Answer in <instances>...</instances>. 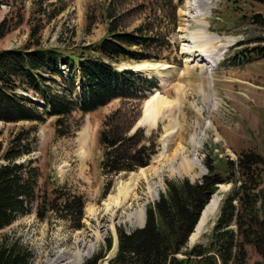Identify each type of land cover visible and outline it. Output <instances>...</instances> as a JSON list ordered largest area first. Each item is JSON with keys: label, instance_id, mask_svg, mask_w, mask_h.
<instances>
[{"label": "rangeland", "instance_id": "1", "mask_svg": "<svg viewBox=\"0 0 264 264\" xmlns=\"http://www.w3.org/2000/svg\"><path fill=\"white\" fill-rule=\"evenodd\" d=\"M173 2L175 24L162 20L164 14L169 16L173 12ZM44 8L47 14L39 10L38 0L2 5L0 23L6 19L11 30L0 40V51L24 47L35 27L39 33L33 41L40 38L43 48L62 50L67 55L99 43L110 35V29L133 32L144 28V35H158L168 40L170 48L160 54L159 61H126L116 67L130 72L134 69L129 66L136 64H169L172 68L170 79L157 80V88L148 92L142 102L139 126L145 128L148 136L153 133L158 136L159 145L144 172L139 169L110 177L102 173L99 133L106 117L120 106L119 100L94 113H75L70 119L75 132L68 137L57 134L56 118L43 124L0 122V159L16 136L37 128L31 136L35 137L31 143L34 152L21 161L32 160V166L39 169L38 200L31 214L19 216L11 226L0 230V237L17 241L32 252V264H84L106 250L111 239L112 249L100 263L108 264L117 253L118 243L109 228L111 215L105 212V203L111 204V199L121 201L119 207H114L119 212L116 233L118 229L132 231L143 225H131L128 216L139 207L146 212L148 206L157 202L160 193L166 190L167 180L188 179L193 183L201 180L208 171L204 163L208 155L236 160L246 149L264 154V59H257L254 53L255 48L264 47V43L255 42L264 37V27L250 25L253 16L260 14L264 18V0H49ZM188 36L209 43L211 40L213 45ZM247 51L254 53L253 57L244 58L252 60L251 63L237 58L240 54L235 56ZM205 57L209 60L204 62ZM61 70L63 76L70 74L68 67ZM156 93L172 102V107L152 124L143 119V108ZM38 107L42 109L40 103ZM173 139L193 161L190 176L175 173L169 165L167 157L175 148ZM127 187L131 191L125 200L120 193ZM56 189L70 201L82 197L81 219L62 208L64 199L58 210L46 207L54 201ZM230 189L229 185H220L206 210L217 195L222 204ZM213 214L211 210L200 232L191 234L185 251L208 242L220 208L216 218H212ZM96 233L101 235L99 242L92 239ZM88 245H96L94 253L83 263H76L75 256L86 252ZM247 250L249 264L262 261L254 248L248 246Z\"/></svg>", "mask_w": 264, "mask_h": 264}, {"label": "trees", "instance_id": "2", "mask_svg": "<svg viewBox=\"0 0 264 264\" xmlns=\"http://www.w3.org/2000/svg\"><path fill=\"white\" fill-rule=\"evenodd\" d=\"M25 1L0 0V7ZM48 1L38 0L43 14L48 13L44 8ZM175 7L173 2V12L164 14L162 20L175 24ZM253 17L250 25L264 27L260 14ZM143 29H110V35L99 43L67 55L62 50L43 48L40 38L33 41L39 33L35 27L24 47L0 51V122L43 124L56 118L57 134L68 137L75 132L70 121L75 113H94L119 100L120 106L106 117L99 133L102 173L110 177L143 170L158 152V136H148L145 128L137 125L142 102L157 88L158 81L120 70L116 64L159 61L160 54L171 45L158 35H144ZM10 30L5 19L0 23V40ZM255 42L264 43V37ZM250 43L254 42L245 44ZM255 49L257 59H264V47ZM247 53L235 56L240 54L237 58L244 60L254 55L253 51ZM61 67H68L70 74L63 76ZM37 101L43 103L42 109ZM36 132V127L21 132L0 159V230L11 226L19 216L31 214L38 200L39 169L32 166V160L21 161L34 152L31 143L35 137L31 136ZM204 163L207 174L197 182L166 181V190L146 210L144 228L117 230L118 250L108 264H249L248 246L261 257L258 264H264V154L246 149L236 160L208 155ZM220 185H230L231 189L222 201L211 237L206 244L185 251L202 211ZM54 195V201L46 207L58 210L64 199L62 208L82 218V197L70 201L57 189ZM107 243L106 250L84 264H100L112 249V240ZM32 262L28 248L0 237V264Z\"/></svg>", "mask_w": 264, "mask_h": 264}, {"label": "bare ground", "instance_id": "3", "mask_svg": "<svg viewBox=\"0 0 264 264\" xmlns=\"http://www.w3.org/2000/svg\"><path fill=\"white\" fill-rule=\"evenodd\" d=\"M210 4V3H209ZM186 38V36H183ZM189 38H197L201 43L203 42H208L207 40L201 41L199 37L195 36H188ZM206 39V38H205ZM188 43H191L190 41H187ZM211 43L208 42V46L213 45L212 41L210 40ZM219 43V41H218ZM220 47V46H219ZM221 48V47H220ZM185 58L187 56L184 54ZM203 61H208L209 58L205 57L202 58ZM131 67V66H129ZM172 66L167 64V65H136L132 66V70L134 69L135 73L141 74L146 77H154L158 80H167L170 79V71ZM215 68V67H214ZM121 69V68H120ZM155 103V104H154ZM145 108H144V118L148 121V123H157V120L159 119L160 115L167 113L172 107V102L167 101L165 98H163L161 95L158 93L154 94L146 103H145ZM174 105V104H173ZM168 135L170 134L167 133ZM177 140V139H176ZM169 142V140H167ZM166 142V143H168ZM170 143V142H169ZM174 143V150L172 151L171 155L167 157L170 161L169 165L172 167V169L175 171V173H178L179 175H191L192 170H193V161L188 158L187 151L182 145L178 142H175L173 139ZM170 145V144H169ZM140 172H144V169L141 170ZM131 191L130 187L124 188L121 190L120 195L124 197L125 200L129 198V192ZM123 199V198H122ZM111 204L105 203L107 206L105 208V212L110 214V225L109 228L112 231L115 239V243H117V233H116V228H115V222L117 221L116 218L118 216V211L114 210V207H119L120 205V200L119 199H111ZM221 204V198L217 195L211 202V204L208 206L207 210L203 212V217L201 219V223L199 224L197 231L200 232L202 230V227L206 221V217L208 216L209 212L212 210L213 211V217H217L218 215V210L220 208ZM118 210V209H117ZM89 211V210H88ZM127 221L130 222L131 225H135L136 223L144 225L145 223V211L143 207H139V209H135V212L131 215L128 216ZM101 238L100 233H96L94 236V241L99 242ZM93 241V240H92ZM193 241H196L193 239ZM89 243V242H88ZM86 245V244H85ZM80 246H84L83 244ZM96 246V245H95ZM95 246L94 245H88V249L86 252H79L75 257H76V263H83L84 260L88 259L89 257L92 256V254L95 251ZM85 249V248H84Z\"/></svg>", "mask_w": 264, "mask_h": 264}, {"label": "water", "instance_id": "4", "mask_svg": "<svg viewBox=\"0 0 264 264\" xmlns=\"http://www.w3.org/2000/svg\"><path fill=\"white\" fill-rule=\"evenodd\" d=\"M219 187H220V186H219ZM203 212H204V210L202 211V214H201V216H200L199 222H200V220H201V218H202ZM199 222H198V224H197V226H196L194 232L192 233V235H193V234L195 233V231L197 230V227H198V225H199ZM145 224H146V215H145V223H144V225L141 226V227H139V228H144V227H145ZM204 234H205V232H203L201 235H204ZM192 235L190 236L189 240H191ZM201 235H200V236H201ZM117 243H118V235H117Z\"/></svg>", "mask_w": 264, "mask_h": 264}]
</instances>
